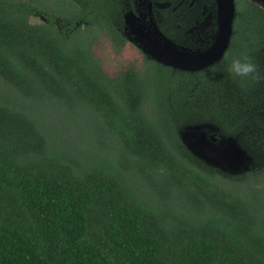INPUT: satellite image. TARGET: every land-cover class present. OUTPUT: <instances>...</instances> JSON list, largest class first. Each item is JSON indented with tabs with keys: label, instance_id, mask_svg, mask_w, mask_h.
<instances>
[{
	"label": "trees",
	"instance_id": "16d2710c",
	"mask_svg": "<svg viewBox=\"0 0 264 264\" xmlns=\"http://www.w3.org/2000/svg\"><path fill=\"white\" fill-rule=\"evenodd\" d=\"M99 10L0 0V264H264V10L236 0L215 66L143 54L122 90L95 48L128 39ZM242 53L259 79L225 73ZM202 124L237 138L250 171L194 157L179 133Z\"/></svg>",
	"mask_w": 264,
	"mask_h": 264
},
{
	"label": "water",
	"instance_id": "95a60500",
	"mask_svg": "<svg viewBox=\"0 0 264 264\" xmlns=\"http://www.w3.org/2000/svg\"><path fill=\"white\" fill-rule=\"evenodd\" d=\"M248 1L264 9V0ZM211 6L209 19L214 29L209 45L205 48L175 41L160 30L154 19L148 24L139 23L132 13L126 17L125 36L148 59L164 67L186 73L204 71L225 57L233 38L237 15L235 0H213ZM34 19L45 22L43 17ZM179 135L186 149L212 168L233 176L242 175L251 169L253 159L239 140L217 136V128L210 124L184 127Z\"/></svg>",
	"mask_w": 264,
	"mask_h": 264
},
{
	"label": "flooded vegetation",
	"instance_id": "af4514ba",
	"mask_svg": "<svg viewBox=\"0 0 264 264\" xmlns=\"http://www.w3.org/2000/svg\"><path fill=\"white\" fill-rule=\"evenodd\" d=\"M78 7L103 8L106 10V17L102 20H109L114 23L117 30L125 36L126 17L132 13L144 24L152 19L157 23L160 30L169 38L186 43L192 47L205 48L209 45L214 25L209 19L210 8L213 0H68ZM236 1V0H235ZM50 4L52 0H45ZM255 4V3H253ZM260 9L259 5L255 4ZM44 18V17H43ZM87 18V17H86ZM45 22L48 19L44 18ZM83 22L84 19H79ZM126 37V36H125ZM107 38L114 44L111 35L104 33L101 41ZM127 38V37H126ZM128 39V38H127ZM129 40V39H128ZM127 40L126 48L129 45L135 46L144 59L143 51L134 43ZM122 48V49H124Z\"/></svg>",
	"mask_w": 264,
	"mask_h": 264
},
{
	"label": "rangeland",
	"instance_id": "374dc122",
	"mask_svg": "<svg viewBox=\"0 0 264 264\" xmlns=\"http://www.w3.org/2000/svg\"><path fill=\"white\" fill-rule=\"evenodd\" d=\"M31 22L40 23L39 19H31ZM96 56L103 62V69L99 74H106L109 78L119 77L122 79L119 90L126 84L125 74L129 71H140L145 67V58L137 48L129 45L124 49L116 48L109 39L104 38L95 48ZM261 187L264 189V178L261 180Z\"/></svg>",
	"mask_w": 264,
	"mask_h": 264
},
{
	"label": "clouds",
	"instance_id": "9594fccd",
	"mask_svg": "<svg viewBox=\"0 0 264 264\" xmlns=\"http://www.w3.org/2000/svg\"><path fill=\"white\" fill-rule=\"evenodd\" d=\"M224 71L232 81L241 84L260 78L258 65L250 55L243 53L227 62Z\"/></svg>",
	"mask_w": 264,
	"mask_h": 264
}]
</instances>
